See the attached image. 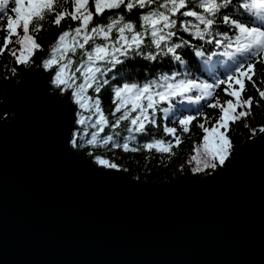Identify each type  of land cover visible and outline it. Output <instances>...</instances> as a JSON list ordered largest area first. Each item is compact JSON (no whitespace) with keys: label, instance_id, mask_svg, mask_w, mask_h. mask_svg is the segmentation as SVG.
<instances>
[{"label":"water","instance_id":"95a60500","mask_svg":"<svg viewBox=\"0 0 264 264\" xmlns=\"http://www.w3.org/2000/svg\"><path fill=\"white\" fill-rule=\"evenodd\" d=\"M49 75L22 66L0 101V264H264V132L145 193L72 150L75 106Z\"/></svg>","mask_w":264,"mask_h":264},{"label":"snow or ice","instance_id":"6c2138e0","mask_svg":"<svg viewBox=\"0 0 264 264\" xmlns=\"http://www.w3.org/2000/svg\"><path fill=\"white\" fill-rule=\"evenodd\" d=\"M53 28L58 34L45 49L38 42L40 33ZM45 51L42 67L51 83L61 92L70 91L82 110L75 124L94 129L83 143L79 131L72 130L68 143L73 148L102 143L173 155L183 143L181 135L199 116L204 118L197 125L203 138L191 157L196 165L192 170H215L230 159L231 126L250 117L254 106H264V72L256 79L258 66L264 65V0H0V57L7 55L14 65L27 67L37 52ZM191 52L208 66L215 77L211 82L193 76L184 59ZM140 60L152 67L167 64L172 71L155 77L149 72L143 83L132 82L130 76L109 77L117 65ZM249 86L254 93L246 97ZM218 89L226 97L223 101ZM103 93L111 99L107 114ZM184 101L197 106L196 115L182 114ZM205 106L219 110L214 123L202 110ZM158 112L175 118L179 133L165 125L163 134L170 139H156L152 129L159 133ZM116 129L128 133L124 143L117 142ZM138 136L144 142L130 147ZM95 160L118 170L107 159Z\"/></svg>","mask_w":264,"mask_h":264},{"label":"trees","instance_id":"16d2710c","mask_svg":"<svg viewBox=\"0 0 264 264\" xmlns=\"http://www.w3.org/2000/svg\"><path fill=\"white\" fill-rule=\"evenodd\" d=\"M47 28L48 25H45ZM58 34V30L53 28L51 31H43L40 33L38 42L42 45L43 48L48 49V47L53 43ZM187 38V37H186ZM195 43V42H194ZM47 58V52H37L36 57L32 63L33 66L36 68H40L45 71L42 67V60ZM185 61L190 65L191 71L194 77H199L202 80H209L211 82L212 79L215 77L208 71V66L203 63L201 58L196 57L194 52H191L189 55L184 56ZM213 59H220L224 60L223 57H214ZM13 67L16 68L15 74H13L12 69ZM172 69L169 68L167 64H163L162 66L152 67L150 62L140 60V62H125L123 66L117 65L115 69L109 73V77L112 76H130L132 82H145V76L150 72L153 77L158 76L160 72H171ZM223 71V65H221L220 71L216 72V77H219ZM47 72V71H46ZM260 72H264V65L258 66L257 77L256 79L259 81L261 80ZM22 77V66L14 65L12 62L11 57L5 55L4 57H0V101H2L5 97H8L11 94L12 88L19 82ZM48 90L58 91L61 92L59 88L51 83L48 82ZM70 95V91H68ZM254 90L249 86V89L246 93L247 96L253 95ZM90 95H95L91 91L89 92ZM218 98L223 101L226 97L222 90H217ZM258 98V97H257ZM102 103L104 105L105 113L107 114L108 108L111 105V99L106 94L103 93L101 95ZM71 100V98H70ZM72 101V100H71ZM73 103V101H72ZM74 104V103H73ZM264 105V102H262ZM75 106V118H74V126L72 130H77L80 133V136L84 138L82 143L87 139H90L91 131L94 129L85 128L84 126L75 124V119H77V113L81 112L82 110L74 104ZM166 106V105H163ZM197 106L195 105H188L186 101L183 102V108L181 109L183 115H196ZM176 108H181V104L177 103ZM206 115L209 116L212 123L215 122L216 117L218 116V109H208L206 106L202 109ZM87 115V112H84ZM180 112H177V116H180ZM264 119V106H254L252 109V115L247 117L231 126V131L228 133L232 140L233 148L231 152L232 157L235 152L239 149L240 145L244 140L248 137L253 136L256 134L259 129L262 127L255 125L256 122L261 121ZM157 120L160 124L159 133L155 128L152 129V135L156 139H170V137H165L163 134V127H177L179 133V126L178 123L175 122V118L167 119L164 117L163 113H157ZM203 117H197V120L193 122V125L190 128L188 133H184L181 135V139L183 143L178 147L174 148L173 155L169 154H161L155 151L148 152L146 150H140L137 152L131 151H124L120 148H113L111 145L105 146L102 143L98 144L97 146H90L84 143V147L80 148H73L75 152H82L87 157H89L92 162L96 165L95 158L97 156L107 159L112 163L118 165V170L125 172L128 176L136 179L138 181L140 189L147 193L151 189L155 188L158 185L164 184L170 179L180 176V177H188L194 175H200L202 172L196 173L193 172V168L195 167L194 162H190V157L194 153V149L196 146L202 143L203 132L201 129L198 128L199 123H203ZM211 126V124L207 125ZM108 134L112 133V130H106ZM115 131L120 133V136L117 137V142L124 143V137L128 136L126 131H122L121 129H116ZM101 135H104L103 133ZM71 138V136H70ZM144 141L137 137V141L130 142V147H140V145ZM91 153V155H89ZM103 167L101 165H98ZM105 168V167H103ZM110 169V168H107ZM117 170V169H113ZM208 170V169H207ZM205 170V171H207ZM212 170V169H209Z\"/></svg>","mask_w":264,"mask_h":264},{"label":"rangeland","instance_id":"374dc122","mask_svg":"<svg viewBox=\"0 0 264 264\" xmlns=\"http://www.w3.org/2000/svg\"><path fill=\"white\" fill-rule=\"evenodd\" d=\"M193 155H196V153H195V151H194V153L192 154V156ZM190 157V162H193L192 160H191V156H189ZM201 157H202V152H201ZM194 164H195V162H194ZM196 166V165H195ZM212 170H207V171H203V173H201L200 175H204V174H207V173H209V172H211Z\"/></svg>","mask_w":264,"mask_h":264}]
</instances>
